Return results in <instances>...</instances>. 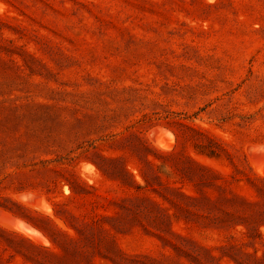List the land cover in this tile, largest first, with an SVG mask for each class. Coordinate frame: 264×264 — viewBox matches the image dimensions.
<instances>
[{"label": "rangeland", "instance_id": "374dc122", "mask_svg": "<svg viewBox=\"0 0 264 264\" xmlns=\"http://www.w3.org/2000/svg\"><path fill=\"white\" fill-rule=\"evenodd\" d=\"M0 264H264V0H0Z\"/></svg>", "mask_w": 264, "mask_h": 264}, {"label": "bare ground", "instance_id": "6f19581e", "mask_svg": "<svg viewBox=\"0 0 264 264\" xmlns=\"http://www.w3.org/2000/svg\"><path fill=\"white\" fill-rule=\"evenodd\" d=\"M163 138H161V140H162ZM164 141V140H163ZM256 160V159H255ZM257 161V160H256ZM258 166H260V165H258ZM5 223V222H4ZM13 224V223H12ZM10 225V224H9ZM32 227V226H31ZM13 229H15V228H13ZM17 230V229H16ZM27 233H28V235H30V236H32V237H34L35 235H37V237H38V234H36L35 232H34V230H32V229H28L27 230ZM43 234V233H42ZM36 237V236H35ZM44 241V240H43ZM49 242V241H48ZM46 244H47V242H45Z\"/></svg>", "mask_w": 264, "mask_h": 264}]
</instances>
